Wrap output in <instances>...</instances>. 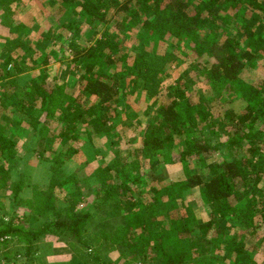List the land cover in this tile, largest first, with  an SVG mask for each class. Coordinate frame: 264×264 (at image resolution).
Listing matches in <instances>:
<instances>
[{
    "label": "trees",
    "instance_id": "1",
    "mask_svg": "<svg viewBox=\"0 0 264 264\" xmlns=\"http://www.w3.org/2000/svg\"><path fill=\"white\" fill-rule=\"evenodd\" d=\"M57 1L60 29L56 32L55 26L50 27L33 39L25 24L14 22L19 0H0V22L10 34L0 47V87L5 89L3 103L7 101L8 106L2 104L14 114L0 117V152L14 155L9 133H22L24 121L32 126L29 137L36 135V140L51 122L61 125L55 137L64 140L76 138L72 131L78 126L93 136L111 132L110 119L127 106L123 95L128 87L147 96L157 95L166 66L181 61V56H193L188 71L167 87V100L153 112L146 110L138 144L127 158L117 157L109 165L100 163L94 171L95 200H102V210L111 222L103 236L112 249H127L140 256L143 264H148L149 255L157 264H189L198 256L214 255L219 247L232 258V264H257L252 258L260 245L246 247L243 233L232 234L222 244L229 229L221 225L227 223L243 232L264 225V77L248 82L241 75L246 65L264 59V0ZM113 18L117 31L102 28ZM84 25L102 28L90 44L78 40ZM92 34L96 35L97 29ZM120 34L124 39H119ZM126 37L134 40L131 62L123 48ZM69 56L78 72L83 100L61 89V95L57 94L55 79L49 81L45 75L50 58ZM34 69H39V74L25 85L15 83L18 73ZM190 71L216 83L226 101L240 100V111L227 108L216 118L210 102L201 94L192 96L196 81ZM92 96L94 101H90ZM219 129L223 131L220 137ZM196 130L203 131L197 134ZM183 135L185 139L176 142L177 136ZM214 152L221 155L220 160L206 162ZM63 153L71 154V149ZM32 154L44 157L38 148L32 149ZM194 161L199 163L196 168ZM172 163L182 165L185 177L152 184L158 170ZM58 176H52L50 190L70 189L63 200L72 201L80 193L69 186L72 175ZM138 184L150 193L149 199L133 197ZM195 186L209 209V218L188 223L177 199ZM0 188L6 189V184L0 183ZM14 188L12 197L16 199L20 187ZM52 199L50 195L41 211L52 210V220L36 227L0 223V237L18 236L25 242V264H34L38 239L58 235L62 228L76 235L78 223L90 217L86 211L74 220H59ZM76 240L91 253L85 251L82 258L73 255L74 263L93 264L95 259L98 264H109L91 249L92 241L81 234ZM208 264L215 262L211 259Z\"/></svg>",
    "mask_w": 264,
    "mask_h": 264
},
{
    "label": "rangeland",
    "instance_id": "2",
    "mask_svg": "<svg viewBox=\"0 0 264 264\" xmlns=\"http://www.w3.org/2000/svg\"><path fill=\"white\" fill-rule=\"evenodd\" d=\"M58 5L57 0L55 4L49 3V0H19L18 5L14 7V22L25 24L29 28V33L33 39H36L41 31L50 27L55 26L56 32H58L60 29L58 21L62 18L58 14V7L56 8ZM117 19L118 14L116 15V21ZM104 27L110 32L117 31L115 18L102 25V28ZM102 28L84 25L78 40L84 44H90L94 41V38L99 37ZM96 29L97 34L93 35L92 33ZM9 35L8 27L0 22V47H3L5 39ZM119 39H124L123 34H120ZM133 43L134 40L130 37H126L123 42V48L129 53L127 58L129 62L132 61L134 55L131 49ZM69 58L70 56L64 60L50 58L45 75L49 81L54 82L55 79L58 86L56 90H59L57 94L61 95V89L62 92L71 93L76 95V98L83 100L84 94L81 95L78 91V72ZM179 59L181 61L172 62L166 66V75L157 95L147 96L144 91L132 90V86L127 88V92L123 95L127 106L121 110L118 109V114L110 119L109 125L113 128H111V132H106L104 135H88L81 129L82 126H78L76 131H72L76 134V138L64 140L55 137L60 132L61 125L51 122L48 127H44V129H48L40 134V137L36 140V135L29 137L30 127L32 126L25 121L21 125L24 129L22 133H18L17 130L8 132L9 139L13 142L14 155L10 157L8 153L0 152V167H3V170H0V183L4 182L6 184V189L0 188V223L10 221L17 226L27 227L29 225L30 227H36L42 221L52 220V210L41 212L46 206L45 201L52 195L53 211H55L59 220H74L81 213L89 212L90 217H87V219L85 217L84 222L78 223L77 229L80 231L78 234L86 237L88 241H92V243L90 242L91 249L96 251L100 260L109 264H143L140 256H133L127 249H112L108 239L103 236L105 231L109 230L111 222L102 210V200H95L96 196L92 189L95 184L94 171L100 166V163L109 165L117 157L125 160L130 150L136 147L140 130L147 119L146 110L149 109L150 112H153L159 103L167 100L169 92L167 87L174 82L179 74L188 71L193 56H181ZM256 61L254 65H246L241 74L248 82H255L264 77V59L259 58ZM39 71V69L23 71L16 75L14 81L19 86L25 85L32 77L38 75ZM190 75L196 81L191 92L192 96L196 98L201 94L207 102H210L216 118H220L221 113L227 108H232L236 112L240 111L243 106L240 100L226 101L227 97L222 96V90L216 83L208 82L205 76L199 73L190 71ZM1 89L2 87H0ZM4 90L3 88L0 92V117H2V114L14 117L9 107L3 108V104L8 106L7 101L3 103L2 91ZM94 100V96L90 97V101ZM200 131L196 130L195 133L198 134ZM191 133L189 135L193 134ZM222 133L223 131L219 129L218 137L222 136ZM185 137L184 135L177 136L176 142L181 143ZM37 148L44 151L43 156L45 158L32 154V149ZM68 148L71 149V154L65 156L63 152ZM220 158L221 155L214 152L207 156L206 162L220 160ZM193 165L196 168L199 163L194 161ZM63 173L72 175L71 184H69L72 191L75 188L80 190V193L75 194L70 202L63 200L64 197H67L70 189L67 191L62 187H53L50 190L52 176ZM157 174L158 178L152 184H164L185 177L180 163L167 164L164 170H158ZM262 182L264 184V176ZM15 185L19 186L20 190L16 195L17 198L13 199L12 194L15 191ZM136 186L133 197L149 199L150 193L147 190L143 192L139 184ZM177 202L188 223L196 219L205 221L209 218V209L201 199L197 186L186 190L183 197L178 198ZM221 226L229 229L221 239L222 244L232 234L243 233L244 237L242 239L245 240L246 247L252 248L250 246L260 245L254 251L252 259L257 264H264V240H262L264 239V225H258L255 231L247 228L246 232L235 226L231 228L227 223ZM78 234L74 235V233L62 228L58 235L46 234L40 240L38 239L37 243L34 244L36 248L35 253H33V263L76 264L72 260L73 255L82 258L85 256V251H87L76 240ZM214 234L215 232H213ZM24 251L25 242L20 240L18 236L3 235L0 237V264H25L27 258ZM87 252L91 253L90 250ZM213 252L214 255L198 256L189 264H208L211 259L214 260L215 264L233 263L232 258L225 254L223 247H219ZM15 257L17 260L14 261ZM150 258L151 255L147 258L149 260L148 264H157L154 259L150 261ZM91 263L98 264L95 259L91 260Z\"/></svg>",
    "mask_w": 264,
    "mask_h": 264
}]
</instances>
